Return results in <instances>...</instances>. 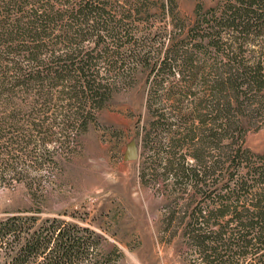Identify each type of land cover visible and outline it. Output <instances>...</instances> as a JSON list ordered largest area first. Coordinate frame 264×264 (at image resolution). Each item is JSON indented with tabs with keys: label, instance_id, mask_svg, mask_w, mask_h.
<instances>
[{
	"label": "trees",
	"instance_id": "obj_1",
	"mask_svg": "<svg viewBox=\"0 0 264 264\" xmlns=\"http://www.w3.org/2000/svg\"><path fill=\"white\" fill-rule=\"evenodd\" d=\"M144 7L141 0H0V187L26 182L21 164L50 157L38 148L55 134L84 132L113 85L143 67L152 84L146 169L192 189L185 203L172 200L165 230L183 227L200 258L194 264H264V152L244 145L252 113L264 120V0H220L202 19L198 6L187 29L174 19V0H165L166 35L130 27L146 20ZM203 40L204 53H216L207 71L195 56ZM256 40L254 55L246 47ZM33 220L0 219V264L83 262L89 244L79 227Z\"/></svg>",
	"mask_w": 264,
	"mask_h": 264
},
{
	"label": "rangeland",
	"instance_id": "obj_2",
	"mask_svg": "<svg viewBox=\"0 0 264 264\" xmlns=\"http://www.w3.org/2000/svg\"><path fill=\"white\" fill-rule=\"evenodd\" d=\"M141 1L146 20L130 27L141 34L152 30L166 35L172 29V17L163 8L165 0ZM174 2V19L182 21L187 29L197 17L198 6L202 19L209 17V10L217 7L220 0ZM202 42L195 56L207 71L216 53L210 49L204 53L206 42ZM258 42H250L247 52L254 50L251 53L256 55ZM152 48L158 51V41ZM151 85L147 69L136 67L125 83L113 85L110 99L84 132L58 133L54 142L41 145L38 150L50 157L21 164L26 182L0 187V219L17 214L34 217L37 226L58 219L79 227V235L89 244L81 264L199 263L198 253L183 236V227L167 231L164 220L172 200L185 203L192 189H175L171 177L159 175L155 179L146 169V155L151 151L142 155L144 127L150 120L145 103ZM258 95L264 102V90ZM130 144L138 150L135 160H125ZM244 145L254 153L264 152V120L261 121L260 112L252 113ZM194 199L198 200V196Z\"/></svg>",
	"mask_w": 264,
	"mask_h": 264
},
{
	"label": "water",
	"instance_id": "obj_3",
	"mask_svg": "<svg viewBox=\"0 0 264 264\" xmlns=\"http://www.w3.org/2000/svg\"><path fill=\"white\" fill-rule=\"evenodd\" d=\"M138 157V150L135 144H130L125 154V160H135Z\"/></svg>",
	"mask_w": 264,
	"mask_h": 264
}]
</instances>
